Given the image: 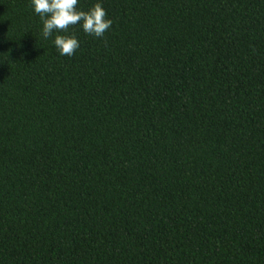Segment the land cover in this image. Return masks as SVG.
Segmentation results:
<instances>
[{
    "label": "trees",
    "instance_id": "16d2710c",
    "mask_svg": "<svg viewBox=\"0 0 264 264\" xmlns=\"http://www.w3.org/2000/svg\"><path fill=\"white\" fill-rule=\"evenodd\" d=\"M101 2L0 0V264H264V0Z\"/></svg>",
    "mask_w": 264,
    "mask_h": 264
},
{
    "label": "clouds",
    "instance_id": "9594fccd",
    "mask_svg": "<svg viewBox=\"0 0 264 264\" xmlns=\"http://www.w3.org/2000/svg\"><path fill=\"white\" fill-rule=\"evenodd\" d=\"M30 3L40 17L41 35L45 40L54 37L52 43L60 56L71 57L81 46L70 31L73 26L79 25L85 34L102 38L113 23L101 0L86 11L78 8L79 0H30Z\"/></svg>",
    "mask_w": 264,
    "mask_h": 264
}]
</instances>
